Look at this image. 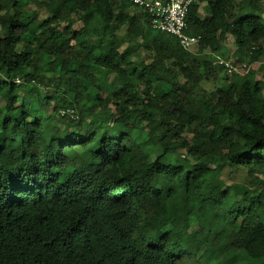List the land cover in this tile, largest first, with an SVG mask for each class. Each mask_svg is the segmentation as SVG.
I'll return each mask as SVG.
<instances>
[{
    "label": "trees",
    "instance_id": "16d2710c",
    "mask_svg": "<svg viewBox=\"0 0 264 264\" xmlns=\"http://www.w3.org/2000/svg\"><path fill=\"white\" fill-rule=\"evenodd\" d=\"M262 14L196 0L184 51L126 0H0V264H264Z\"/></svg>",
    "mask_w": 264,
    "mask_h": 264
},
{
    "label": "built area",
    "instance_id": "2783aa9c",
    "mask_svg": "<svg viewBox=\"0 0 264 264\" xmlns=\"http://www.w3.org/2000/svg\"><path fill=\"white\" fill-rule=\"evenodd\" d=\"M126 1L132 10H139L147 15L148 27L151 30L175 37L184 51H192L199 45V37L187 34V17L196 0ZM214 65L222 67L228 76H244L251 67L247 63H233L220 57H216Z\"/></svg>",
    "mask_w": 264,
    "mask_h": 264
},
{
    "label": "rangeland",
    "instance_id": "374dc122",
    "mask_svg": "<svg viewBox=\"0 0 264 264\" xmlns=\"http://www.w3.org/2000/svg\"><path fill=\"white\" fill-rule=\"evenodd\" d=\"M207 15L208 14H207V10H206V5L203 4L201 6V9H200V12H199V16H200V18L203 19ZM261 17H262L263 23H264V14H262ZM119 33L121 34V32H119ZM260 44L262 46H264V40ZM224 48L226 49V51H228L229 57H231L233 51L235 50L234 43H233L231 38H227L225 40ZM142 56H143V59H146V55L145 54H143ZM229 60L232 61V58H229ZM259 67H260V64L256 63V64L251 65L250 69L257 70ZM258 75H259L258 78L260 77V80L264 84V71L259 72ZM219 85H221V83L218 84V86ZM214 86H216V84H209L206 87H207V89H211V88H214ZM30 87H27V89H30ZM14 95L18 96L19 103H21V101L23 99V94L18 92V91H16ZM263 96H264V87H263ZM53 108H54V102H51L50 104L46 105L41 110L40 115L42 117H44V118L53 119L51 124H50L51 126H57V127H60L61 129H63L66 126L67 122L66 121L60 122V120L56 119V116H55V114L53 112ZM222 178H223V180H224L226 185H231L233 183L246 184L248 182V180H249L247 175H246V170H244V169L237 170V171H231L230 169H225L223 171Z\"/></svg>",
    "mask_w": 264,
    "mask_h": 264
}]
</instances>
